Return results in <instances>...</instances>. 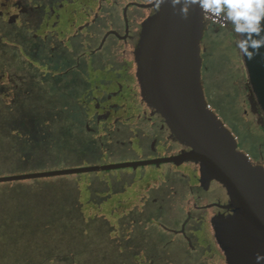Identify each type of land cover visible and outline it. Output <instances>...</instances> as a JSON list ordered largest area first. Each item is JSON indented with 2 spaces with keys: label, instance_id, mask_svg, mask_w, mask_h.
<instances>
[{
  "label": "rangeland",
  "instance_id": "rangeland-1",
  "mask_svg": "<svg viewBox=\"0 0 264 264\" xmlns=\"http://www.w3.org/2000/svg\"><path fill=\"white\" fill-rule=\"evenodd\" d=\"M22 1L0 15V176L186 151L163 128L144 77L155 8L131 6L132 38L110 37L94 53L109 27L123 33V0ZM206 22V99L239 149L264 163L240 37ZM203 172L172 162L0 182V264H239L222 232L232 214L196 208L228 198ZM189 213L190 242L176 232Z\"/></svg>",
  "mask_w": 264,
  "mask_h": 264
},
{
  "label": "water",
  "instance_id": "water-1",
  "mask_svg": "<svg viewBox=\"0 0 264 264\" xmlns=\"http://www.w3.org/2000/svg\"><path fill=\"white\" fill-rule=\"evenodd\" d=\"M205 25L198 6L192 7L185 20L170 3L163 4L153 21L144 61L149 98L172 136L188 150L152 159L1 175L0 182L170 162L200 163L204 166L202 180H219L229 195L224 207L233 209V214L222 229L226 248L239 264H257L256 256L264 255V165L254 164L239 149L237 137L208 107L202 85ZM244 58L250 96L257 97L264 113V47L254 59Z\"/></svg>",
  "mask_w": 264,
  "mask_h": 264
},
{
  "label": "clouds",
  "instance_id": "clouds-1",
  "mask_svg": "<svg viewBox=\"0 0 264 264\" xmlns=\"http://www.w3.org/2000/svg\"><path fill=\"white\" fill-rule=\"evenodd\" d=\"M156 11L170 3L183 19H188L193 6H198L202 14L211 16L222 26L230 23L240 37L236 46L248 60L260 55L264 47V0H148ZM251 49V50H250ZM257 264L264 261V255L256 256Z\"/></svg>",
  "mask_w": 264,
  "mask_h": 264
},
{
  "label": "flooded vegetation",
  "instance_id": "flooded-vegetation-1",
  "mask_svg": "<svg viewBox=\"0 0 264 264\" xmlns=\"http://www.w3.org/2000/svg\"><path fill=\"white\" fill-rule=\"evenodd\" d=\"M22 2H23L22 0H0V15H2V14H10L16 6L22 7V5H21ZM122 2L123 3L120 5V8H121V17H122L123 25H124V27H123V29H124L123 30V33H121L117 28L109 27L105 31V33H104V35L102 37V40L100 42V45L93 49L94 53H98L99 50L102 47H104L105 42L108 39H110V37L111 38H114L116 40H119L120 42H123L125 45L128 42V40L132 38V33H131V28H130V22H129V14H128L129 9H130L131 6H134L135 5V6H138V7H141V8H154L153 6H145V5H149L150 4L148 2L145 3V2H140V1H137V0H123ZM113 3L116 4L117 3L116 0H114ZM228 25H230V23H228ZM77 27L78 26H76L75 29H77ZM205 28H206V25H205ZM204 32H205V30H204ZM202 41H203V39H202ZM201 44L203 46V43L202 42H201ZM84 55H85V51H83L81 53H78V56H84ZM256 108L259 111V108L260 107H258V105H256ZM158 116L163 121V123H162L163 128H166L170 132V130H169V128H168V126H167V124L165 122V119L159 113H158ZM263 118L264 117H261L259 119L258 118H255V120L258 123H260V121H261V123L264 125V119ZM239 139L240 138L237 137L238 147H239ZM174 141H175L174 144L179 143L177 140H174ZM179 144H181V143H179ZM185 148H186V150H188V148L186 146H185ZM246 154L250 157V159L252 160V162L254 164H263L264 165V163L262 161V157L263 156H261L260 158H255V157H253L252 155H250L248 153H246ZM155 158H159V157H155ZM170 163H172V162H170ZM228 203H229V195H228L227 201L225 203H218V204L217 203H206V204H203V205H196V208L197 209H205V208H209V207H219V208H221L223 210H226L229 213L233 214V209H227V208L224 207ZM188 217H189V219L187 218V220L184 222V224H182L181 228L179 230H177L176 232L178 234L183 235L186 238V240H188V242H190L191 240L188 237V235L186 234V226H187V224L189 223V221L192 218L191 213H189Z\"/></svg>",
  "mask_w": 264,
  "mask_h": 264
},
{
  "label": "crops",
  "instance_id": "crops-1",
  "mask_svg": "<svg viewBox=\"0 0 264 264\" xmlns=\"http://www.w3.org/2000/svg\"><path fill=\"white\" fill-rule=\"evenodd\" d=\"M211 28H214V25H211ZM222 29H224V28H222ZM231 36V35H230ZM232 37V36H231ZM234 38V37H233ZM226 40H228V39H226ZM230 40V39H229ZM210 46H212V45H210ZM208 47L207 49H205V46L203 45L202 46V57H203V66H204V63H205V59H206V62H207V64H206V66H207V71H211V70H214V69H211L212 67H211V52H212V48L211 47ZM213 47H214V45H213ZM202 69H203V67H202ZM208 75H209V72H208Z\"/></svg>",
  "mask_w": 264,
  "mask_h": 264
},
{
  "label": "trees",
  "instance_id": "trees-1",
  "mask_svg": "<svg viewBox=\"0 0 264 264\" xmlns=\"http://www.w3.org/2000/svg\"><path fill=\"white\" fill-rule=\"evenodd\" d=\"M207 21V20H206ZM210 22V21H209ZM207 23V22H206ZM211 23V25H216V24H214V23H212V22H210ZM230 28V25H227V27H225V28ZM221 28H223V27H221ZM233 33H234V40H237V39H239V36L234 32V30L232 31ZM231 32V33H232ZM238 36V37H237ZM248 69V68H247ZM250 88V87H249ZM248 88V89H249ZM254 102L256 103L255 105H258L257 104V97L256 96H254ZM208 104H210L211 105V103L210 102H208ZM212 106V105H211ZM258 107H259V105H258ZM259 112H260V114H261V116L262 117H264V113L262 112V110H261V108H259ZM260 123H261V121H260ZM26 144H28L27 146H29V147H31V148H29V149H32L33 147H35V142H27ZM31 145H33V146H31ZM31 151L29 150L28 151V153H30ZM25 153V152H24ZM37 153V152H36ZM36 153H35V155H36ZM38 159H41V156L38 158ZM14 169H12V168H10V169H8V170H6V171H13Z\"/></svg>",
  "mask_w": 264,
  "mask_h": 264
},
{
  "label": "built area",
  "instance_id": "built-area-1",
  "mask_svg": "<svg viewBox=\"0 0 264 264\" xmlns=\"http://www.w3.org/2000/svg\"><path fill=\"white\" fill-rule=\"evenodd\" d=\"M205 20L210 21V22H212V23L218 25L219 27H223V28L227 27V25H228V24H226V25L222 26L220 23L214 21V19H213L211 16H207V15H205ZM208 107H209L210 109H212V106H211L210 104L208 105Z\"/></svg>",
  "mask_w": 264,
  "mask_h": 264
}]
</instances>
